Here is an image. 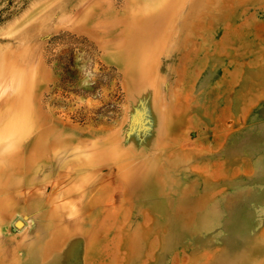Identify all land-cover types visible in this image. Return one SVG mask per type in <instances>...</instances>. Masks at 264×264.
<instances>
[{"label":"rangeland","instance_id":"rangeland-1","mask_svg":"<svg viewBox=\"0 0 264 264\" xmlns=\"http://www.w3.org/2000/svg\"><path fill=\"white\" fill-rule=\"evenodd\" d=\"M0 264H264V0H0Z\"/></svg>","mask_w":264,"mask_h":264},{"label":"water","instance_id":"water-1","mask_svg":"<svg viewBox=\"0 0 264 264\" xmlns=\"http://www.w3.org/2000/svg\"><path fill=\"white\" fill-rule=\"evenodd\" d=\"M21 226H22V223H21V222H16V223H15V227H16V228H19V227H21Z\"/></svg>","mask_w":264,"mask_h":264}]
</instances>
